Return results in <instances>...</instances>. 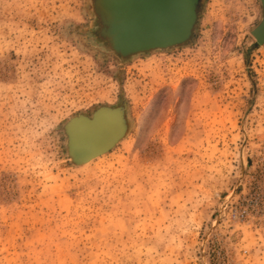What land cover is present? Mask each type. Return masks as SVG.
<instances>
[{"label":"rangeland","instance_id":"obj_1","mask_svg":"<svg viewBox=\"0 0 264 264\" xmlns=\"http://www.w3.org/2000/svg\"><path fill=\"white\" fill-rule=\"evenodd\" d=\"M183 45L120 62L87 0H0V264H264L259 0H202ZM126 104L108 152L62 125Z\"/></svg>","mask_w":264,"mask_h":264},{"label":"water","instance_id":"obj_2","mask_svg":"<svg viewBox=\"0 0 264 264\" xmlns=\"http://www.w3.org/2000/svg\"><path fill=\"white\" fill-rule=\"evenodd\" d=\"M261 18L250 33L264 44V0ZM202 0H87L91 26L84 39L90 47L120 62L134 56L188 43ZM126 104H102L90 114L78 113L62 125L66 152L82 165L110 151L127 133Z\"/></svg>","mask_w":264,"mask_h":264},{"label":"bare ground","instance_id":"obj_3","mask_svg":"<svg viewBox=\"0 0 264 264\" xmlns=\"http://www.w3.org/2000/svg\"><path fill=\"white\" fill-rule=\"evenodd\" d=\"M89 162V161H88ZM87 163V162H86ZM84 164V163H83Z\"/></svg>","mask_w":264,"mask_h":264}]
</instances>
